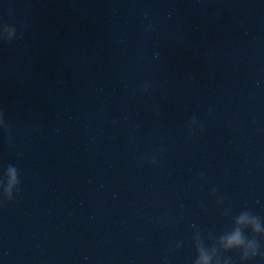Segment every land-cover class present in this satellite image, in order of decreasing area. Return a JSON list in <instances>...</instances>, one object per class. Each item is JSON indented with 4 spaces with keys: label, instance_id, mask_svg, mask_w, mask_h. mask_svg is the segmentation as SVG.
I'll return each instance as SVG.
<instances>
[{
    "label": "water",
    "instance_id": "1",
    "mask_svg": "<svg viewBox=\"0 0 264 264\" xmlns=\"http://www.w3.org/2000/svg\"><path fill=\"white\" fill-rule=\"evenodd\" d=\"M82 1L86 0H0V30Z\"/></svg>",
    "mask_w": 264,
    "mask_h": 264
}]
</instances>
